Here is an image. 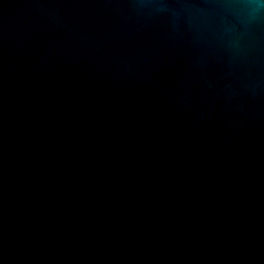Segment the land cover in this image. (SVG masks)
Segmentation results:
<instances>
[{"label": "water", "instance_id": "1", "mask_svg": "<svg viewBox=\"0 0 264 264\" xmlns=\"http://www.w3.org/2000/svg\"><path fill=\"white\" fill-rule=\"evenodd\" d=\"M0 264H264V0H0Z\"/></svg>", "mask_w": 264, "mask_h": 264}]
</instances>
